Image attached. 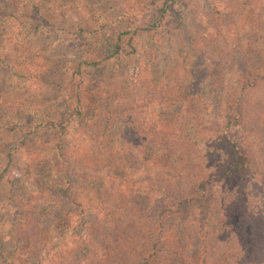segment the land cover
Here are the masks:
<instances>
[{
    "label": "trees",
    "instance_id": "obj_1",
    "mask_svg": "<svg viewBox=\"0 0 264 264\" xmlns=\"http://www.w3.org/2000/svg\"><path fill=\"white\" fill-rule=\"evenodd\" d=\"M171 1L177 5L176 22L168 20ZM222 1L193 2L196 8L200 9V4L205 7V10L201 8L205 17L201 28L205 35L201 40L193 39L188 24L181 19L189 0H159L152 10L144 9L140 22H130L116 34L98 32L90 36L77 65H94L96 69L127 55L135 34L133 40L137 43L156 40L155 44L149 43L143 56L142 71H147L150 78L145 81V87L166 90L168 75L156 77L153 71L158 66L155 60H162L158 56L161 37L166 30L175 27L181 32L180 42L186 45L182 46L188 50L186 53L190 52L195 58L206 53L209 70H205L210 87L223 85L226 71L242 62L234 85L222 100L224 114L218 124L210 127H216L212 132L202 126L199 111L202 100L197 89L177 94L180 85L176 80L178 97L173 100H156L149 90L125 96L127 100H112L105 95L106 91L102 94L98 91L99 84L87 83L103 78L101 73H95L94 78L83 77L84 85L79 94L82 100L73 109V123L77 125L76 132L82 129L83 136H88L86 125H93L96 117H104L103 127L94 130L93 137L90 135L86 142L57 139L51 142L52 146L41 150L28 148L32 149L27 157L28 166L36 167L49 156H55L56 163L62 161L69 169L79 171L77 176L81 183L75 191L68 192L44 180L36 190L37 199L53 208L64 202L72 204L74 209L63 210L66 216H62V226L64 232L80 242H92L91 239L85 241V237L95 232L98 235L114 233L120 228V237L112 239L116 243L109 251L121 264H159L161 259L163 264H264V32H259L262 28L257 22L264 0H232L238 1V6L228 25L230 44L222 32L227 30L222 17L227 8L221 6ZM119 16L123 18L125 12L120 11ZM100 95H105V100H100ZM108 116L119 118L118 130L110 131L114 128L112 124L105 125ZM7 123L10 121H0V128L8 129ZM228 127L231 130L239 127L250 137L228 135L225 132ZM9 162L7 159L6 165ZM98 166L103 170L100 177L95 173ZM125 166L129 169L128 183L121 174L124 169L120 170ZM54 172L49 167L47 175ZM140 174L141 177H137ZM223 179L237 183L224 206V223L228 217L233 218L232 223L225 226L223 223L213 237L206 227V217L217 183ZM108 180H117L119 187L129 185L126 187L129 193L120 197V206L115 208V204H111L112 212L124 219L114 214L108 218L101 213L107 200L99 199V189L102 185L113 186V183H105ZM244 191L249 193L247 203L242 202L240 196ZM37 209V206L31 208L36 215L33 229L29 222L22 224L26 230L37 227L41 215V209ZM185 226L191 227L190 233L183 231ZM93 252L97 251L93 249Z\"/></svg>",
    "mask_w": 264,
    "mask_h": 264
},
{
    "label": "rangeland",
    "instance_id": "obj_2",
    "mask_svg": "<svg viewBox=\"0 0 264 264\" xmlns=\"http://www.w3.org/2000/svg\"><path fill=\"white\" fill-rule=\"evenodd\" d=\"M195 1L189 0L181 19L188 24L193 39L199 37L201 40L200 37L205 35L201 30L205 23L201 8L205 10V7L200 4V9L196 8L197 5H193ZM172 2L168 6V20L176 22L174 13L177 5ZM157 3L159 0H0V121H10L7 123L8 129L0 128V264H121L112 258L109 251L115 247L116 242L112 239L120 237V228L114 233L101 232L98 235L95 232L93 236L85 237V241L91 239L92 242H80L69 232H64L62 226V216H66L63 210L74 209L72 204L64 202L60 207L53 208L37 199L36 190L44 180H50L68 192L75 191L74 188L81 183L77 176L79 171L69 169L62 161L56 163L55 156H49L50 159L36 167L28 166L27 157L29 150H32L28 148L41 150L52 146L57 139L62 142L72 139L86 142L90 135L93 137L94 130L103 127L104 117L100 116L96 117L93 125L87 123L89 137L83 136L82 129L75 131L77 125L73 123V109L82 100L79 94L84 85V76L94 78L93 74L101 73V80L87 83L99 84L98 91L101 94L106 91L105 95L108 94L112 100H127L125 96L132 97L148 90L156 100H173L180 91L186 93L197 89L202 100L199 107L202 126L207 130L219 123L224 114L222 100L226 91L234 85L237 73L243 67L242 62L226 71L223 85L212 84L210 87L205 70H209L206 53L196 55L197 58L190 52L186 53L188 50L182 47L186 45L180 42L181 32L175 27L163 33L158 49V56L162 60H155L158 66L153 71L156 77L168 75L166 90L164 87L161 91L145 87V81L150 78L147 71H142L145 62L143 56L149 43L155 44L156 40L137 43L133 40L135 34L131 37L127 55L112 59L96 69L94 65L77 66L83 49L90 42H86L90 36L98 32L116 34L118 30H124V25L140 22L144 9L152 10ZM221 6L227 8L222 16L227 30L222 32L230 44L228 30L231 29L228 25L234 19L238 1L223 0ZM120 11L125 12L123 18L119 16ZM257 18L262 28L259 32L263 33L264 8L259 9ZM147 55L153 57L149 53ZM176 80L180 85L177 94L175 90L179 86ZM105 95L98 97L105 100ZM96 112L93 117L97 115ZM108 117L105 125L112 124L114 128L110 131L118 130L119 118ZM214 128H210V132ZM227 130L225 132L233 137H250L239 127L233 130L228 127ZM124 155L126 158L127 154ZM7 159L10 162L6 165ZM46 166L53 172L58 170L47 175L49 167L45 169ZM120 170L128 183V166L120 167ZM102 171L99 166L95 169L99 177ZM137 177H141V174ZM117 182L108 180L105 183H113V186L102 185L99 189V199L107 200L101 213L108 218L114 214V217L124 219L122 215L112 212L111 204L114 203L115 208L120 206V197H126L129 193L126 187L129 188V185L119 187ZM236 185L233 179H223L217 183L206 217V227L213 237L224 223V206ZM248 195L247 191L241 193L242 202H249ZM34 206L41 209L38 225L34 230H26L22 224L28 222L33 229L32 222L36 215L31 208ZM232 218L228 217L224 226L232 223ZM183 231L190 233L191 227L185 226ZM93 249L97 252H93ZM158 263L163 264L162 259Z\"/></svg>",
    "mask_w": 264,
    "mask_h": 264
}]
</instances>
